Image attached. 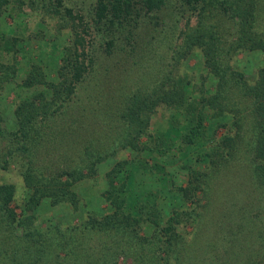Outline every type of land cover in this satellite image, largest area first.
<instances>
[{
  "label": "trees",
  "instance_id": "16d2710c",
  "mask_svg": "<svg viewBox=\"0 0 264 264\" xmlns=\"http://www.w3.org/2000/svg\"><path fill=\"white\" fill-rule=\"evenodd\" d=\"M76 1L0 0V18L4 13H22V7H26L39 14L40 22L68 19L74 31L72 47L64 48L57 78L45 80L39 67L32 65L24 82L30 86L33 82L43 84L50 97L41 104L19 100L13 109L14 129L4 127L0 118V168L17 159L26 190L18 215L10 206L14 185L0 183V264H117L115 261L119 256L130 257V264H161L159 259L167 256L161 252L166 253L167 249L151 253V247L147 246L148 236L151 239L164 236L171 242L168 245L186 255L194 251L186 247L183 250L188 242L186 238L181 241L180 250L174 232L176 225L184 226L195 220L197 210L184 206L162 210L157 204L162 194L158 195L153 189L146 192L144 198L131 202L134 196L129 195L131 189L119 164L110 170L109 186L105 189L111 197L107 200L110 212L89 216L77 227L57 223L40 228L33 224L36 219L34 209L41 198H47L51 206L67 203L76 209V197L70 186L83 176V168L99 162L100 153L95 147L83 143L79 148L75 145L74 153L71 147L72 143L78 142L76 138L81 131H87L96 107L97 113L102 111L99 108L102 104H106V111L107 104L112 105L110 113H106L108 120L105 117L107 126L124 130L123 135L119 130L118 134L116 131V135H111V141L116 139L121 147H136L147 120L145 111L149 113L157 106L166 105L175 110L182 109L178 112L183 113L185 124L176 127L178 137L175 138L181 144L203 143L211 168L220 164L226 167L232 159V167L242 165L247 172L251 168L259 176L255 191L259 194L254 192L255 195L250 196L254 189L251 188L245 196L247 212L253 208H260L263 212L250 213L246 221L242 219L239 223L245 225L247 237L257 238L258 242L253 240L250 248L254 246L252 252L264 260V67L258 70L252 81L231 67V55L237 52L260 50L264 53V0H178L177 10L169 14V24H162L160 18L167 0H94L89 8L88 21L83 20L76 10ZM190 13L196 16L194 27L177 29V22L183 18L188 21ZM234 17L229 23L228 20ZM20 27H13L10 33L0 32V55H9L14 63L19 50ZM143 32L146 37L142 36ZM156 34L158 38H155ZM170 40L174 42L171 44ZM160 47H166V50L156 54ZM142 49L143 53L140 52ZM194 49L201 57L204 70L215 78L211 94L205 95L203 84L193 87L191 84L187 89L173 81L171 87V77L162 72L166 52L176 60L180 53L183 57ZM116 68L123 72L122 82L109 95L102 92L100 85L90 87L105 83V74ZM13 73V63H0V88ZM129 75L136 78H128ZM182 91H187L185 99L181 96ZM88 105L95 108L87 109ZM207 107L212 111L209 116L205 111ZM100 128H93L98 134L89 140L90 144L99 140ZM221 128L223 130L218 133ZM130 133H133L132 137L127 136ZM239 138L241 143L237 142ZM164 143L159 137L154 142L155 147L162 149L158 150L160 155L165 152ZM56 145L58 148H54ZM53 149H58L55 152L57 167H47V162L52 161L50 151ZM60 151L72 152L74 157L65 160L66 156L60 157ZM37 152L44 160L42 165L37 164ZM136 167L151 175L160 170L159 165L152 166V172L150 167ZM61 175H65V179H61ZM114 178L118 185L113 184ZM231 184L238 185L240 181ZM176 191L180 202L185 204L191 200L193 184L179 186L175 194ZM223 209V205L218 204L212 212L223 215ZM230 215L228 225L235 228L239 216ZM217 229L220 230L221 226ZM199 230L198 227L194 231L195 239ZM234 231L240 232L239 226ZM126 232L130 234H124ZM117 233L122 237L124 234V240L130 245L117 243L120 241ZM217 242L225 243L222 239ZM223 259L219 253L210 264H217L216 261L220 264Z\"/></svg>",
  "mask_w": 264,
  "mask_h": 264
},
{
  "label": "rangeland",
  "instance_id": "374dc122",
  "mask_svg": "<svg viewBox=\"0 0 264 264\" xmlns=\"http://www.w3.org/2000/svg\"><path fill=\"white\" fill-rule=\"evenodd\" d=\"M93 1L77 0L75 2V8L83 16V20H89L88 12ZM231 1L234 2V0H228V2ZM177 5L178 0H167L160 15L161 21H163L162 24L170 23L169 14L177 10ZM17 13L11 12L10 15L9 13H4V16L0 18V32L10 33L13 27L17 25L21 26L18 28L21 36L17 45L19 50L15 56V63L9 55H0V63H13L14 67V73L5 82L6 84L0 88L1 124L7 129H14L16 126L13 109L19 100L41 104L45 99L50 97L49 92L43 87V84L33 82V85L30 86L25 85L24 82L27 79L29 71L32 69V65L39 67L45 80H55L57 78V70L62 64L61 58L64 48L67 46L72 47V35L74 32L68 19L55 18L40 22L39 14L29 11L26 7H22V13H18L20 15H17ZM221 17L219 20L222 19ZM195 18L194 13H190L188 21H185L183 18L177 22V29L194 27ZM234 19L235 17L231 20L229 19L228 22L230 23ZM77 31L79 32V29ZM145 32L142 33V36L145 35L146 37ZM173 32L176 33L177 30L174 29ZM158 35L161 36L160 33ZM158 35L156 34L155 38H158ZM170 42L172 44L174 41L170 40ZM179 42L180 39L176 44H179ZM163 50H166V47L156 49L158 51L156 54L161 53ZM143 51L142 49L140 52L143 53ZM181 53L179 59L173 60L166 52L167 59L165 60L164 58L162 72L171 77L169 81L170 86L173 81L185 85L187 89H190L188 87L191 84L192 87L203 84L205 95L211 94L215 78L212 75H208L204 70L200 55L196 54L195 49L194 52H189L183 57V53ZM231 56L232 63L229 61L232 64L231 67L241 72L243 77L248 81H252L258 70L264 67V53L260 50H244ZM105 78V83L90 85V87L93 89L100 85L102 92L104 91L105 94L111 93L122 82L123 72L116 68L106 73ZM128 78L135 79L136 76L129 75ZM181 96L185 99L187 91H182ZM105 106L106 104H102L99 107L102 111L98 113L96 112L98 107H96V110L92 112L93 115H91L90 126H88L87 131L86 129L85 131H81L76 138L78 142L76 144L72 143L71 150H73V153L76 150L74 148L75 145L79 148L83 146L81 143L95 147L100 153L99 162L92 163V167L83 168V176L76 179L70 186L71 191L76 197V209H73V205L71 206L67 203L51 206L47 198H41L39 204L34 209L36 219L33 224L35 226L43 228L59 223L65 226L77 227L89 216H101L110 212L111 206L107 200L111 197L107 195L105 189L109 186L110 170L119 164L122 169V176H125L124 180L126 183L128 182L131 189L129 195L134 196V198H131V202L144 198L145 193L153 189L152 191L157 192L158 195L162 194V198L159 197L157 199V204L162 210L180 209L183 206L197 210L195 220L189 221L184 226L180 224L176 225L174 232L179 249L182 250L181 241L186 238L188 242L183 250H185V247L191 248L194 250L192 254L186 255L184 251H177L171 245H168L171 242L169 243L164 236L152 239L151 236H148L150 240L147 242V246L151 247V253H160L163 248L167 249L166 253L164 251L161 252L163 255L167 254V256H164V259H159L161 264H173L174 262L175 264H180V262L182 264H210V260L213 262V259L219 253L224 257L220 264H264L262 257L252 252L254 246L250 248L253 240L255 243L258 242L257 238L255 236H251L252 238L247 237L244 231L245 225L239 223L242 219L246 221L245 218L250 213L261 214V211L263 212L260 208H253L247 212L248 207L245 204L247 197L245 196L251 192V188L254 189L250 196L254 194L259 177L251 171V168L247 172L246 167L244 168L242 165L232 167L234 159L232 161L229 160L230 164L226 167L220 164L211 168L203 151V143L201 145L181 144L179 139L175 138L178 135L176 127L185 124L181 115L183 113L178 112L181 109L179 106V110H175L174 107L160 105L149 113L148 110L145 111L147 113V120L139 135L136 147H121V144L116 139L111 141V135L113 133L116 135V131L119 129L107 126L105 117L106 113L112 108V105L107 104L108 111L104 110ZM92 108L94 109L95 107L93 105L87 106V109L92 110ZM205 111L207 116L212 114L209 107L205 108ZM174 119L181 123H176ZM116 123H118V120H116ZM170 124H173V126ZM99 127H101L99 140L96 143L90 144L89 140L98 134L95 133V130ZM221 130L223 128L219 129L218 133ZM119 132L123 135L124 130H119ZM104 134L106 135L104 136ZM132 135L133 133H130L127 136L132 137ZM157 137H159V140L165 142V152L163 155L159 154V151L162 150L161 147L158 149L154 146ZM241 141V138L237 140L239 143ZM56 146L54 148H58ZM57 150L53 149L50 151L52 153V161L47 162V167H57L55 163V152ZM72 152H61L60 157L66 156L65 160H72L74 157ZM36 157L37 164L42 165L44 160H41L42 155L40 152L36 153ZM95 159L96 157H93V160ZM136 165L139 168L140 166H144L143 168L150 167L151 172L152 166L156 167V165H159L161 171H155L151 175L143 173L137 169ZM209 167L211 170H208ZM18 170L17 159L16 162L11 160L7 165H4V168H0V183H11L14 185L15 192L10 206L19 215L23 200L26 197V190ZM60 178L65 179V175H61ZM118 179H121V176H118ZM233 181H240V184L232 185ZM189 183L193 184V192L190 193L191 200L182 204L179 200L178 192L176 191L177 194H175V190L179 186H188ZM113 184H119L117 179L114 178ZM255 194L258 195L259 192H255ZM250 196H248L249 199ZM228 202L233 204V206H229ZM178 204L180 205L178 206ZM218 204L221 207L223 205V215H214L212 212V210L215 211L218 208ZM230 214L239 216L235 228H230L228 225L231 221ZM162 224H165V221ZM219 226H221L220 230L217 229ZM237 226H239L240 232L234 231ZM198 227L200 228V232H198L200 234L195 239L193 237L195 236L194 231ZM124 234H130V232ZM124 234L122 237L117 233L120 237L118 238L120 241L117 243L121 246H128L130 243L124 240ZM218 239L224 240L225 243L217 242ZM173 246L176 248V245ZM222 249H225V252H222ZM131 261L130 257L124 258L123 256H119L115 262L117 264H130ZM216 263L219 264L217 261Z\"/></svg>",
  "mask_w": 264,
  "mask_h": 264
}]
</instances>
